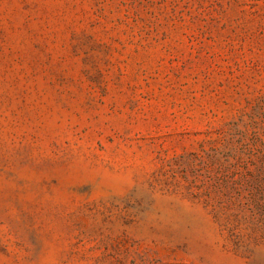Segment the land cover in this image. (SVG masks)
Masks as SVG:
<instances>
[{"label":"rangeland","instance_id":"374dc122","mask_svg":"<svg viewBox=\"0 0 264 264\" xmlns=\"http://www.w3.org/2000/svg\"><path fill=\"white\" fill-rule=\"evenodd\" d=\"M0 264H264V0H0Z\"/></svg>","mask_w":264,"mask_h":264}]
</instances>
